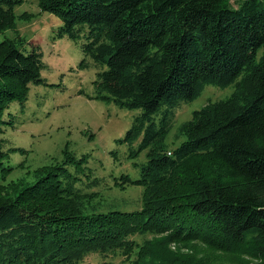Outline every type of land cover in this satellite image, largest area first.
Wrapping results in <instances>:
<instances>
[{
  "label": "trees",
  "instance_id": "1",
  "mask_svg": "<svg viewBox=\"0 0 264 264\" xmlns=\"http://www.w3.org/2000/svg\"><path fill=\"white\" fill-rule=\"evenodd\" d=\"M21 3L0 0V33L16 31ZM38 3L61 20L54 39L83 40L80 68L98 69L94 98L142 109L119 142L141 139L149 159L138 178L115 177L121 188H144L136 210L87 204V189L101 185L88 155L67 153L32 179L8 182L24 163L13 164L16 149H5L6 112L44 82L45 62L27 39H0V188H20L0 202V264H79L90 253L117 250L132 264H222L217 252L264 261V55L257 59L264 0ZM207 85L234 91L195 110L179 126L184 141L171 149L175 108ZM202 246L212 258L199 256Z\"/></svg>",
  "mask_w": 264,
  "mask_h": 264
},
{
  "label": "rangeland",
  "instance_id": "2",
  "mask_svg": "<svg viewBox=\"0 0 264 264\" xmlns=\"http://www.w3.org/2000/svg\"><path fill=\"white\" fill-rule=\"evenodd\" d=\"M15 13L18 16L17 29L0 33V39L22 37L27 39L28 47L40 48L44 52L45 67L42 68L44 82L31 85L29 97L22 105L14 101L6 112L10 120L2 134L5 149L15 148L11 154L13 164L19 165L8 177V182L32 179L36 170L65 159L67 153L79 158L88 155L87 166L92 175L99 178L101 185L87 189L91 197L85 198L87 204L98 210L110 208L136 210L142 206L144 188L138 185H115V177L122 174L138 178L141 169L149 159L148 150L140 149L141 139L132 145L119 142L132 127L135 117L142 109L121 108L114 102L94 98L98 69L96 66L80 68L84 58L82 42L68 37L54 39L61 20L53 13L42 11L39 0H21ZM264 55V46L258 51L257 59ZM201 96L183 102L175 108L174 118L167 135L171 149L179 146L185 137L178 135L179 126L193 118V112L210 101H217L231 95L234 85L221 87L207 85ZM161 112L157 120L162 117ZM136 151V152H135ZM135 152V153H134ZM12 189V190H11ZM0 188V202L7 200L9 194L17 196L19 189ZM179 189V186H177ZM88 194V195H90ZM86 202V201H85ZM91 209V208H89ZM147 236H136L143 241ZM159 235L155 238H162ZM178 249V244H169ZM183 248V251H187ZM200 255L213 257V252L202 246ZM244 252V251H243ZM220 255L222 264H264L247 253ZM79 264H132L120 250L103 253L93 252L84 257Z\"/></svg>",
  "mask_w": 264,
  "mask_h": 264
}]
</instances>
